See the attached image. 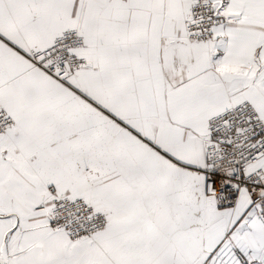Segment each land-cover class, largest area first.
I'll return each instance as SVG.
<instances>
[{
	"label": "snow or ice",
	"instance_id": "snow-or-ice-1",
	"mask_svg": "<svg viewBox=\"0 0 264 264\" xmlns=\"http://www.w3.org/2000/svg\"><path fill=\"white\" fill-rule=\"evenodd\" d=\"M0 264H264V0H0Z\"/></svg>",
	"mask_w": 264,
	"mask_h": 264
}]
</instances>
